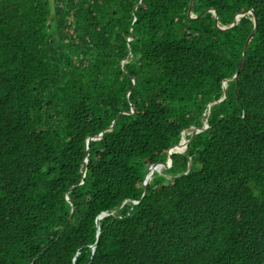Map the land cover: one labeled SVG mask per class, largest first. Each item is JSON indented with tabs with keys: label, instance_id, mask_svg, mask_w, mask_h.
I'll return each instance as SVG.
<instances>
[{
	"label": "trees",
	"instance_id": "obj_1",
	"mask_svg": "<svg viewBox=\"0 0 264 264\" xmlns=\"http://www.w3.org/2000/svg\"><path fill=\"white\" fill-rule=\"evenodd\" d=\"M189 2L0 0V264H264V0H193L209 108Z\"/></svg>",
	"mask_w": 264,
	"mask_h": 264
},
{
	"label": "water",
	"instance_id": "obj_2",
	"mask_svg": "<svg viewBox=\"0 0 264 264\" xmlns=\"http://www.w3.org/2000/svg\"><path fill=\"white\" fill-rule=\"evenodd\" d=\"M192 3H193V0H190V2H189V6H188V10H187V14H188V16H189L190 18H197V17H199L202 13L210 12V13L213 15V17H214L215 24H216L217 27H218L219 29H221V30L228 29V28L234 26V25L239 21V18L242 17V16H244L245 14H249V15L251 16V20H252V23H253V29H252L251 33L249 34V36L247 37V39L245 40V43H244V45H243L242 53H241V58H240V62H239V65H238V67H237V69H236V71H235V74H234L231 78H229L228 80H226V81L224 80V81L222 82V95H221V97H220L219 99L209 102V103L206 105V108H209L212 104H214V103H218V102L222 101V100L225 98V88H226V82H227V81H230V80L237 81V79H238V73L240 72L241 67H242V65H243V61H244V57H245V52H246L247 46H248V44H249L251 38L253 37V35H254V33H255V29H256L257 21H256V17H255V14H254L253 10H252V9H249V10H247V11H244V12H241V13H239V14H236L235 17H234L233 22H232L230 25H228V26H219V23H218V20H217V14H216V11H215V10H213V9H211V8H208V9H205L201 14H199V15H194V14L191 12ZM124 62H125V60H124ZM114 121H115V120H113V121L111 122L110 126L106 129V131H110V130L113 128ZM205 128H206V121L204 120V122H203V127H202V128L189 127V128H187V129H184V130L181 132V134H180L181 137H180V141H179L178 145L169 148V150H168V152H167V159H166V161H165L164 163H155V164L151 165V166L148 168V170H147V172L145 173L144 178H143V192H142V196H143V195L146 193V191H147V186H148V183H149V181H150V179H151V177H152V174H153L154 172H156L157 174H160L159 170L156 169V171L153 170V172H152L150 175H148L150 169L157 168L158 166L161 167V170H164V169L169 168V167L171 166V163H172V160H171V157H170L171 153H181V152H184V150L186 149L188 141L185 140L184 137H183V133H184V131H189L188 135H193V134H196V133H198V132H201V131H202L203 129H205ZM101 135H102V132L99 133L98 136H97L96 138H90V139H99V138L101 137ZM90 139H88V140L86 141V151H87V152H88V142H89ZM173 149H177V151H173V152H171ZM86 163H87V159L85 158V160H84V162H83V164H82V168H81V175H82V178L84 177V174H85V171H86ZM148 176H149V177H148ZM80 184H81V183H80ZM66 200L68 201V203H69L70 206H71L70 214H69V217H68V219H67V222H69L70 219H71V217H72V215H73V213H74V210H75V209H74V206H73V203H72L71 199H69L68 196H66ZM124 203H125V201H124ZM124 203H122V205H123ZM134 203H136V202H134ZM106 215H108V214H107V213H101L100 215H98V216L96 217V223H97V221H98L99 219H101L102 217H104V216H106ZM98 236H99V229H98V226H97V234H96V237H98ZM95 244H96V243H94V244L91 246L92 252L94 251Z\"/></svg>",
	"mask_w": 264,
	"mask_h": 264
},
{
	"label": "bare ground",
	"instance_id": "obj_3",
	"mask_svg": "<svg viewBox=\"0 0 264 264\" xmlns=\"http://www.w3.org/2000/svg\"><path fill=\"white\" fill-rule=\"evenodd\" d=\"M188 133H189V131H184V133H183V137H184L186 134H188ZM156 169L159 170V172L161 171V167L158 166L157 168L150 169L148 175H150V174L153 172V170L156 171ZM148 177H149V176H148Z\"/></svg>",
	"mask_w": 264,
	"mask_h": 264
},
{
	"label": "rangeland",
	"instance_id": "obj_4",
	"mask_svg": "<svg viewBox=\"0 0 264 264\" xmlns=\"http://www.w3.org/2000/svg\"><path fill=\"white\" fill-rule=\"evenodd\" d=\"M162 171V170H161ZM161 171H160V173H161ZM167 178H169L168 176H167Z\"/></svg>",
	"mask_w": 264,
	"mask_h": 264
},
{
	"label": "clouds",
	"instance_id": "obj_5",
	"mask_svg": "<svg viewBox=\"0 0 264 264\" xmlns=\"http://www.w3.org/2000/svg\"><path fill=\"white\" fill-rule=\"evenodd\" d=\"M249 15V14H248ZM241 18V17H240ZM252 21V20H251Z\"/></svg>",
	"mask_w": 264,
	"mask_h": 264
}]
</instances>
